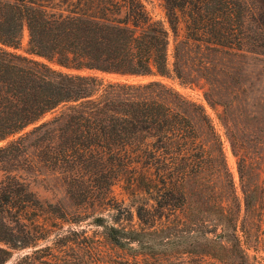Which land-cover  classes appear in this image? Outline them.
<instances>
[{
    "label": "rangeland",
    "instance_id": "rangeland-1",
    "mask_svg": "<svg viewBox=\"0 0 264 264\" xmlns=\"http://www.w3.org/2000/svg\"><path fill=\"white\" fill-rule=\"evenodd\" d=\"M141 1L169 31L167 74L101 76L140 87L132 95L180 113L198 139L187 150L173 142L155 149L146 134L119 153L114 174L62 168L53 158L60 132L34 130L74 113L78 105L68 103L0 141L5 148L24 138L16 162L0 161V185L10 175L28 192L0 212V264H264V56L191 40L182 19L171 28L163 0ZM11 51L48 63L31 54L26 28ZM105 178L114 183L107 201L70 195V183ZM161 179L173 192L158 197ZM112 227L121 245L108 237Z\"/></svg>",
    "mask_w": 264,
    "mask_h": 264
},
{
    "label": "trees",
    "instance_id": "trees-1",
    "mask_svg": "<svg viewBox=\"0 0 264 264\" xmlns=\"http://www.w3.org/2000/svg\"><path fill=\"white\" fill-rule=\"evenodd\" d=\"M163 1L171 28L176 31L182 19L191 40L217 50L246 47L264 56V0ZM25 28L31 54L49 64L11 51L19 49ZM168 45V29L148 14L141 0H0V141L37 124L61 105L76 103L74 113L34 130L60 132L61 145L53 158L62 168L114 174L116 162L118 168L122 165L119 153L146 134L154 139L155 149L173 142L187 150L198 134L186 117L132 95L140 87L101 76H165ZM25 149L24 138L15 140L0 148V161L16 162ZM14 179L7 175L8 183L0 185V212L18 208V197L28 194ZM164 179L163 187L154 189L158 197L173 192ZM113 184L108 178L84 187L70 183V195L83 197V202L98 195L107 201ZM114 232L112 227L108 237L121 245Z\"/></svg>",
    "mask_w": 264,
    "mask_h": 264
}]
</instances>
